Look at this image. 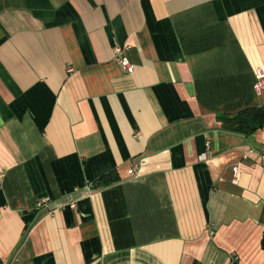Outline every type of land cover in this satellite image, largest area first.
Here are the masks:
<instances>
[{
	"label": "crops",
	"instance_id": "obj_1",
	"mask_svg": "<svg viewBox=\"0 0 264 264\" xmlns=\"http://www.w3.org/2000/svg\"><path fill=\"white\" fill-rule=\"evenodd\" d=\"M259 66L264 0H0V264H264Z\"/></svg>",
	"mask_w": 264,
	"mask_h": 264
},
{
	"label": "trees",
	"instance_id": "obj_2",
	"mask_svg": "<svg viewBox=\"0 0 264 264\" xmlns=\"http://www.w3.org/2000/svg\"><path fill=\"white\" fill-rule=\"evenodd\" d=\"M264 108H247L234 114H223L218 116V121L225 130L250 135L256 129L262 127L264 121ZM118 176L114 172L107 173L94 181V185L104 187L117 182Z\"/></svg>",
	"mask_w": 264,
	"mask_h": 264
},
{
	"label": "built area",
	"instance_id": "obj_3",
	"mask_svg": "<svg viewBox=\"0 0 264 264\" xmlns=\"http://www.w3.org/2000/svg\"><path fill=\"white\" fill-rule=\"evenodd\" d=\"M114 51L116 53H118L120 51V48L116 47V48H114ZM118 63L120 64L122 69H124L128 73H131L133 71V65L130 63V61L127 58H125V57L119 58ZM253 77L255 79L254 84H253V89H252L253 92H255L257 95L264 94V66L257 67ZM261 146L262 147H261L260 152H259V159L261 160V163L264 164V143ZM249 152H251V150ZM244 156H246V155H244ZM232 170H233V173L235 175H237L236 174L237 173V166L236 165L232 166ZM132 173H133L132 170L128 171V174H132ZM88 186H90V185H88ZM89 192H90V189H88V193ZM39 205H40V203H39ZM69 205L71 207H74L75 201H70ZM234 260L235 259L232 260V264L234 263Z\"/></svg>",
	"mask_w": 264,
	"mask_h": 264
}]
</instances>
